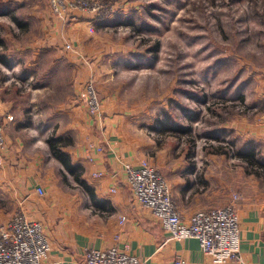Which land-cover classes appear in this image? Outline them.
I'll use <instances>...</instances> for the list:
<instances>
[{"label":"crops","instance_id":"1","mask_svg":"<svg viewBox=\"0 0 264 264\" xmlns=\"http://www.w3.org/2000/svg\"><path fill=\"white\" fill-rule=\"evenodd\" d=\"M27 2L34 18L3 15L9 32L0 40V120L7 142L0 193L9 196L14 208L0 203V226L14 213L42 223L50 240L46 264H84L86 249L110 247L145 264H171L176 258L187 264H213L194 239L167 242L151 213L131 201L121 164L136 168L147 163L158 169V156L150 159L152 151L159 155L158 146L127 134L120 113L105 108L100 123L78 102L81 87L100 68L98 56L112 46L105 41L107 28L92 13L75 11L63 21L51 14L46 0ZM59 106H65L63 111ZM52 138L67 144L61 150L93 190V201L51 156ZM253 139L264 145V129ZM168 183L186 221L196 212L227 206L236 194L241 262L225 264H264L262 188L238 185L233 193L208 189L181 169H174ZM39 188L42 195L36 193Z\"/></svg>","mask_w":264,"mask_h":264},{"label":"rangeland","instance_id":"2","mask_svg":"<svg viewBox=\"0 0 264 264\" xmlns=\"http://www.w3.org/2000/svg\"><path fill=\"white\" fill-rule=\"evenodd\" d=\"M93 1L112 44L92 78L101 107L158 146L150 159L158 156L167 183L181 169L208 189L264 190V145L253 139L264 129V0ZM0 4V14L36 16L27 0ZM251 148L262 167L238 157ZM0 199L14 208L8 195Z\"/></svg>","mask_w":264,"mask_h":264},{"label":"built area","instance_id":"3","mask_svg":"<svg viewBox=\"0 0 264 264\" xmlns=\"http://www.w3.org/2000/svg\"><path fill=\"white\" fill-rule=\"evenodd\" d=\"M46 1L53 16L63 21L71 18L75 11L94 13L96 20L103 12L93 0ZM80 91L79 103L92 118L101 123L103 109L93 79H88ZM6 149L5 126L0 120V167L4 164ZM121 171L132 203L151 213L163 233L168 236L167 242L194 239L202 254L208 256L213 264L241 262L237 196L225 207L196 212L186 221L177 211L172 200L171 186L159 170L147 163L136 168L122 163ZM94 177H101V174H94ZM112 192L115 193V190ZM36 193L42 195L43 191L39 188ZM120 220L121 224L126 221L124 217ZM49 252L50 240L42 223L31 221L24 214L17 213L5 225L0 226V264H46ZM83 254L84 264H145L140 258L115 247L106 250L86 249ZM171 264L187 263L176 258Z\"/></svg>","mask_w":264,"mask_h":264},{"label":"trees","instance_id":"4","mask_svg":"<svg viewBox=\"0 0 264 264\" xmlns=\"http://www.w3.org/2000/svg\"><path fill=\"white\" fill-rule=\"evenodd\" d=\"M3 9L2 6L0 7V10ZM10 12H6V13H2L1 15H9ZM13 21H16L15 18L11 17ZM48 145H49V149H50V153L52 157H55L60 164L62 165L64 171L66 173H68L70 176H73V180L74 182L78 185V187L80 189H82L87 195H89L90 199L93 201L94 200V194H93V190L90 189L89 186H87V184L82 180L81 178V173H79V169L78 167H76L75 165H72L70 163V159L69 157L62 152L61 148H63L64 146H67V144L65 145V143L62 141L61 138H52L50 140H48ZM252 150H248L245 153H240L238 154V157L245 162L247 165H251L254 168H259L262 167L261 163L258 162V160L256 159V155H255V151L253 148H251ZM219 153V152H217Z\"/></svg>","mask_w":264,"mask_h":264}]
</instances>
